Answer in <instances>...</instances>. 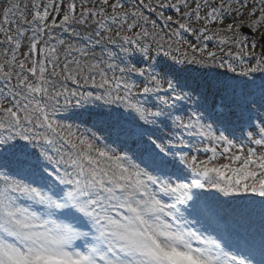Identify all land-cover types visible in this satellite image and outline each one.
Returning a JSON list of instances; mask_svg holds the SVG:
<instances>
[{"label": "snow or ice", "instance_id": "snow-or-ice-1", "mask_svg": "<svg viewBox=\"0 0 264 264\" xmlns=\"http://www.w3.org/2000/svg\"><path fill=\"white\" fill-rule=\"evenodd\" d=\"M100 3L98 10L82 9L80 17L75 15L76 4L71 3L61 24L53 19L51 27L83 23L91 16L109 33L113 29L108 22L117 25L115 38L131 46L125 51L138 55L140 64L150 61L151 47L145 43L149 37L158 38L157 50L164 51L159 42L163 36L144 27L148 20L140 7L155 11L151 3L138 0L131 13L121 0ZM193 3L161 0L157 7L179 11L182 4L189 9L176 21L184 32L204 39L222 32L231 34L221 37L220 43L231 41L240 48L235 55L227 53L239 65L227 60L217 63L215 52L194 44H188L191 51L206 53V58L189 59L185 53V59L173 58L171 64L149 62L147 67H138L123 61V67L109 63L105 68L98 61L81 64L66 56L61 65L57 48H41L36 39L49 27V7L59 12V6L44 5L40 11L41 5L33 0V12L27 5L21 9L17 2L5 10L3 24L10 25V17H15L17 28L13 35L10 27L0 25L4 43L13 46L11 58L0 63V80L12 97L11 106L5 107L7 96L0 89V264H264V228L257 234L250 224L246 231L240 227L254 213L264 217V119L247 137L255 147H247L225 134L226 130L218 132L205 123L199 113L185 120L176 112L194 93L199 96L215 89L233 98L237 120L254 127L252 106L258 102L264 108V85L257 101L244 89L237 92L238 85L229 83L226 73L245 78L264 74V53L253 57L254 64L244 62L241 52L248 45L239 24L227 23L211 36L207 33L209 25H224L229 16L233 21L241 17L240 24L252 32L260 31L264 28V0H259L258 8L246 0ZM244 9H250L247 20L243 19ZM159 16L166 23L173 21L163 12ZM21 23L34 26L28 51L43 60L17 56L26 31ZM195 23L201 24L198 33L192 27ZM136 28L140 30L134 31ZM172 35L179 36V32ZM260 35L264 40V31ZM107 39L115 42L111 35ZM255 48L253 41V52ZM72 50L70 45L66 51ZM78 51L86 56L85 49ZM189 64L224 68L225 74L194 76V70L185 66ZM136 78H141L142 87ZM65 81L77 88L69 89ZM82 82L98 89V94L79 91ZM161 92L167 98L153 106L155 111L136 99ZM96 102L122 107L136 123L128 127L118 116L88 108L76 115L79 123L75 125L56 119L61 108H83ZM223 116L231 120L233 114L226 108ZM165 120L182 130L180 136L173 133L176 143L165 142L149 130ZM184 134L206 141L203 151L211 155L203 160L189 157L183 151L191 147L184 143ZM221 160L224 162L219 163Z\"/></svg>", "mask_w": 264, "mask_h": 264}, {"label": "rangeland", "instance_id": "rangeland-1", "mask_svg": "<svg viewBox=\"0 0 264 264\" xmlns=\"http://www.w3.org/2000/svg\"><path fill=\"white\" fill-rule=\"evenodd\" d=\"M17 3H20L21 5V9L24 8L25 5L28 6L29 11L33 12L35 11L34 9L31 8V5L33 3V0H14ZM55 1V0H54ZM51 2H46L45 0H35V3L41 5L40 7V11H43V6L44 5H56L59 6V12L53 11L52 7H49V12H50V17L48 19V24L50 27L47 28V30L49 29V36L50 38L47 39V35L45 34L42 39L41 42V38L39 36V41L42 43V47L43 48H48V47H55L57 48V55H59L60 57V63L61 65H63V63L65 62V58L67 56V60L68 61H79L81 64H87V63H91L94 61H98L102 63L103 67H107V64L111 63L114 64L115 62L113 61L114 59H109L108 55L111 53L110 49L106 48L107 44L109 42V40L107 39L108 36H112L114 40H117V38H115V32L114 30L117 28V25L115 24H111V22H108V25L113 29V32L109 33L107 31L102 30L98 24L96 23V20L94 18H92L91 16H86L84 18V22L83 23H78L76 21H72L70 23H68L69 26L62 25V28L60 27H51L53 22V19H55L56 24L57 21L59 22V19L62 18L64 16V13H66L67 11H63L62 9V4H67L66 1L68 2V4L71 3H75L76 4V11L78 12L77 17H80V13L81 10L83 9L85 12H87L88 9H96L97 10L102 6L100 3V0H56V2L54 3ZM148 1V0H147ZM9 0H0V25H3L4 27H10L11 28V34H15V30L17 28V23L16 18L14 17H10V19L12 20V23L10 25L7 24H3V20H4V13L5 10L8 9L10 6H8L9 4ZM114 2V0H110V3ZM145 2V1H144ZM164 2L167 3H177V0H164ZM203 2V0H202ZM219 2V0H217V3ZM246 2L250 5V6H255V7H259V0H246ZM121 3H123V5L125 6V9L131 13L133 11H135L137 9L138 6V1L137 0H121ZM189 4L194 6L193 0H189ZM7 6V7H6ZM234 7H236L237 5H233ZM153 8H155V11H152L154 13H156L159 16L160 12H163L164 16H172L173 17V21L166 23L163 20V25L158 24L157 22L154 23V20L152 17L146 15L143 11L144 17L147 18L148 23L144 24V27L147 28L150 32L153 33H158L159 36H163V40L159 41L160 43L164 44L165 48H172V47H176L177 51H185V52H190L193 53L191 51V49L188 47V44H194L197 45L198 47H207L208 51H212L215 52L217 55V63H219L220 60H227L231 63H233L234 66L239 65L240 61L233 59L232 56H228L227 53L229 51H232L233 54L235 55L236 52H240V48L238 46H236L234 43H232L231 41L228 44H221L220 43V38L221 37H227L230 36L231 34L228 33H221L220 36H213L212 39H204L203 37H199L196 34H193L191 32H184L183 30H180L178 27V24L176 23V21H180L181 17H183L184 13L186 11H189V9H185L183 7V5H180V10L177 11L171 7H164V8H160L157 7V5H153ZM250 9H244V20H247L248 18V12ZM111 9L108 8L107 12H110ZM141 11V9H140ZM151 11V10H149ZM160 17V16H159ZM28 19L31 20V15L28 16ZM98 19V18H96ZM240 20L241 17H237L235 19V21H233L232 17L229 16L224 25H219V24H215V25H209V31L207 33V35L211 36L217 29H221V28H225L227 23H234V25L239 24L240 25V32L242 33V29H245V27L247 29H249L246 24H240ZM20 27L22 29H25V38L22 40V47L21 49L17 52V56L20 59L24 58V55H30V59L33 60H43L44 57L39 55V54H30L28 49H29V41L30 38L33 37V35H30L31 33L29 32L32 28L31 26L27 25V24H20ZM193 29L195 30V32H199L200 28H201V24L199 23H195L192 25ZM60 28V29H58ZM57 29V30H56ZM56 30V31H55ZM139 28L134 29V31H139ZM251 31V29H249ZM33 31V30H32ZM260 31H264V28H262ZM260 31L258 32H252V35H248V34H243V37H246V43L248 45V48L245 49L244 52H241V57L244 60L245 63H249V61L254 64L255 63V59L253 57H259L261 55V51H262V39H261V35H260ZM58 32V33H56ZM173 32H179V36H173L172 33ZM60 33H63L65 35V37H59L57 34L60 35ZM99 33V34H98ZM48 34V32H47ZM55 37V41H57L58 43H54V45H52L50 43L51 41V37ZM242 37H237V39H240ZM87 39V41L85 40ZM4 36L2 33H0V63H4L5 60L10 59L12 52H11V48L13 46L8 45L6 43H4ZM47 40V41H46ZM158 40V38H157ZM157 40H153L151 37L148 38L147 42H149L150 47L153 49V51H155V48L158 47V43ZM59 41H64L63 45H61L59 43ZM185 41L187 43H185ZM253 41L256 42V48L254 50V52L251 49V44L253 43ZM99 44V46H98ZM73 46V50L72 51H66L69 46ZM120 47L115 50L113 53L118 55V59L115 65H119L120 67L124 66V63H119L120 61H126L128 62L129 59V63H136V66L138 67H142L144 66L146 63L148 64L149 62L152 64H156V57H154V55H150V61H146L143 64L138 63L139 57L138 55H125V51L122 52L124 45L122 44V42L119 44ZM41 47V48H42ZM131 46L126 45V48H130ZM78 49H85L86 50V56H70V53H74L77 52ZM223 49V50H221ZM245 53H251V55H246ZM198 57L201 58H206V53L203 54V56L201 55V53L196 52L193 53ZM79 55H81L79 53ZM136 56V57H135ZM162 55H158V59H162L161 57ZM176 56H178V58H181L182 55L181 53H177L176 52ZM131 59V60H130ZM152 59V60H151ZM169 64L173 63V59L168 58L167 61H165ZM72 67H75V65H72ZM216 69H218L217 73L220 74H224L225 73V69L224 68H219V67H215ZM215 72H213L212 74H214ZM109 75H112L111 72H109ZM116 75H119V71L117 69ZM223 77V75H222ZM240 76H236L233 73H226V78L227 79H231V80H237ZM253 78L256 81H259L257 84H254L253 82ZM239 83H247L248 87L245 88V85H243V89H245L246 92H250L252 94L255 95V97L257 98L258 101V97H259V89L261 87V85H264V74H260V73H255V74H251L249 78H245V77H240L239 78ZM253 81V82H252ZM72 81H65L64 83L66 84V86L69 89H72V87L69 86V83ZM136 82L137 84L142 87L143 83L141 78H136ZM229 82V81H228ZM13 84L16 83L15 78H13L12 81ZM91 86L90 84H83L82 82V87L79 88V91L82 92H89L87 90V87ZM240 86V85H239ZM77 87V86H75ZM241 87V86H240ZM0 89H2L4 91L5 96H7V88L4 87V83L0 84ZM239 91L241 90V88H238ZM187 90V89H186ZM95 91H99L98 89L95 88ZM217 90L215 89H211V92L209 94L207 93H203L201 92L199 96H197L195 93L192 96V100L189 101L186 104H183L182 107L178 108L176 110L177 114L179 116H182L185 120H187L189 118V116H192L191 112H199L202 113L205 110H208L209 113H212V99H213V92H215ZM93 94H98V92H92ZM163 93V92H161ZM160 93V95H161ZM158 94V93H157ZM164 94L165 99L167 98L166 94ZM0 99H3V97H0ZM12 100L11 96H7V99H4V106L8 107L11 106L9 104V101ZM150 101V102H147ZM144 100L146 107H148L150 110H157L155 107H153L154 105H158L161 104L163 99H158V97L154 100ZM75 104V103H73ZM228 104L231 110V112H236L235 106L233 104V98L230 100H228ZM85 107H95L96 111L99 112H103L106 115H112L114 117L118 116L120 117L121 121L126 123V126L128 127H133L134 124L136 123L134 116L130 113H127L124 117H122V112H117L116 114L114 112H111V108H115V109H119V110H124L122 107H118L116 105H105L102 102H96L95 104H87ZM74 107L69 108L68 110H64L63 108H61V110L57 113H63V112H68L71 111ZM202 111V112H201ZM125 112V111H123ZM71 113V112H69ZM56 114V116H57ZM214 115V113H212ZM3 113H0V116H2ZM206 116V115H204ZM251 116H252V123L254 125V127H247L246 125H244V132L241 133V125H243L241 123V121L235 122L233 119L234 124H235V128L232 127L231 128V123H229L228 121L230 120H225L222 121V123H224L225 125H228L230 130L225 129L224 127H222L220 125V122L218 125H216V129L219 131H225V134H231V137L237 142V143H243L245 144L247 147H255L254 145L250 144L248 141H246L248 134L249 133H253L256 130H258V128L260 127V121L262 119H264V108H261L259 106V103L257 102V104L252 106V111H251ZM207 118V117H205ZM59 120V119H58ZM63 123L66 124H77L75 123L73 120L70 119H62L59 120ZM206 120L204 119V122ZM207 123V122H205ZM170 126V127H167ZM147 127V126H145ZM214 127V126H213ZM150 131H153L155 133L156 136L162 137L165 142L168 143H176L175 140L172 139L173 133H175L176 136H180L181 135V131H176L175 127L172 126L171 121L169 120H165L163 123H160L158 128L149 129ZM186 134L183 135V140L185 144H190L191 147L189 148H185L183 149V151L185 153H187L189 155V157H191L192 155H196L198 156L199 159H206L208 156L207 153H205L203 151V148L205 146H207V142H200L201 139L198 137V139H193V138H188V136H185ZM143 148H147V145H143ZM197 149H200V151H197ZM177 151H180L179 148L176 149ZM224 161L221 160L219 161V163H223ZM221 199H225V198H221ZM264 225V222H263ZM241 228H244V226H241Z\"/></svg>", "mask_w": 264, "mask_h": 264}, {"label": "bare ground", "instance_id": "bare-ground-1", "mask_svg": "<svg viewBox=\"0 0 264 264\" xmlns=\"http://www.w3.org/2000/svg\"><path fill=\"white\" fill-rule=\"evenodd\" d=\"M252 215H254V214H252ZM252 215H251V216H252ZM259 220H260V219H259ZM249 224L252 225V226L254 227L255 232H256L257 234H258V233L261 231V229L263 228L261 225H259L258 222H255V224L252 223V221L250 220V217L248 218L247 222H245L243 225H245L246 227H248ZM258 239H259V237H258V235H257V242H258ZM260 258H261V257H260L259 251L257 250V252H256V259L259 260Z\"/></svg>", "mask_w": 264, "mask_h": 264}, {"label": "trees", "instance_id": "trees-1", "mask_svg": "<svg viewBox=\"0 0 264 264\" xmlns=\"http://www.w3.org/2000/svg\"><path fill=\"white\" fill-rule=\"evenodd\" d=\"M157 1L158 0H150V3L152 2V3H157ZM186 67H189V66H196L195 64H189V65H185ZM203 72L205 71V70H203V69H201Z\"/></svg>", "mask_w": 264, "mask_h": 264}]
</instances>
